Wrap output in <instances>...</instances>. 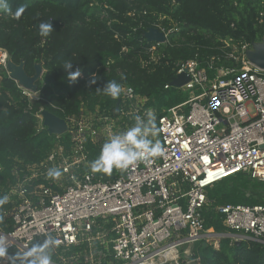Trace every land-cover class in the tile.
Segmentation results:
<instances>
[{
  "label": "built area",
  "instance_id": "obj_1",
  "mask_svg": "<svg viewBox=\"0 0 264 264\" xmlns=\"http://www.w3.org/2000/svg\"><path fill=\"white\" fill-rule=\"evenodd\" d=\"M248 50L243 46L229 54L238 67L209 64L206 70L195 60L179 63L175 77L185 74L188 82L178 89L189 97L158 119L129 87L121 88L116 118L59 117L70 149L56 140L44 160L24 165L7 185L8 201L16 200L0 229L9 256L22 255L49 236L60 241L50 251L52 264H190L196 262L190 259L192 246L199 242L223 238L264 246V205L217 208L224 233L206 231L201 214L206 189L227 177L242 173L264 183V70L247 60ZM8 61L0 48V71L9 78ZM13 82L29 101L38 99ZM149 112L163 156L114 169L113 179L90 172L85 143L102 146L129 128L126 121L135 123L137 115L147 119ZM36 119L37 131L45 129L41 114ZM50 169L58 170L59 178L49 177ZM0 264L11 261L0 258Z\"/></svg>",
  "mask_w": 264,
  "mask_h": 264
},
{
  "label": "trees",
  "instance_id": "obj_2",
  "mask_svg": "<svg viewBox=\"0 0 264 264\" xmlns=\"http://www.w3.org/2000/svg\"><path fill=\"white\" fill-rule=\"evenodd\" d=\"M14 13L26 6L17 19L0 11V48L9 61L24 63L31 76L39 64L38 99L29 101L15 83L0 71V197L9 183L21 175L24 165L44 160L57 140L71 147L68 133L58 137L45 129L37 131L36 115L43 111L64 117L102 114L116 118L113 99L97 92L115 80L146 99L143 109L158 119L168 109L187 101L188 93L170 85L177 65L195 60L200 68L239 66L228 56L234 48H248L264 38V0H8ZM41 22L51 23L48 37L39 35ZM149 28L163 29L165 43L146 42ZM228 45V46H227ZM66 60L72 71L82 67L76 82L63 69ZM213 71H208L212 77ZM95 78L96 83L91 80ZM169 85L168 88H164ZM129 127L132 121L125 122ZM125 128V125H124ZM154 141L156 136L152 137ZM101 144L85 143L88 169ZM86 169V168H85ZM87 170V169H86ZM91 172V170H90ZM106 179H113L114 170ZM201 210L206 231L224 233L217 208L224 205H264V183L237 173L205 191ZM11 201H16L11 198ZM0 207V229L8 219L4 213L15 203ZM197 264H264L263 246L252 241L239 245L220 239L218 248L204 242L191 249Z\"/></svg>",
  "mask_w": 264,
  "mask_h": 264
},
{
  "label": "clouds",
  "instance_id": "obj_3",
  "mask_svg": "<svg viewBox=\"0 0 264 264\" xmlns=\"http://www.w3.org/2000/svg\"><path fill=\"white\" fill-rule=\"evenodd\" d=\"M25 8L26 6L19 7L13 13L8 0H0V11L14 15L17 19L24 13ZM52 32L51 23H40L41 37H48ZM63 69L67 72L68 80L73 83L81 76L79 69L72 71L73 63L70 60L64 62ZM96 80L93 78L91 83L95 84ZM96 91L115 99L121 94V85L113 80ZM157 131L155 116L151 112L148 113L147 119L137 115L133 126L122 133L110 136L102 145L99 156L90 164L91 172L110 175L114 169L123 171L138 163L151 164L154 158L164 154L160 142L152 139L157 135ZM47 175L51 178H59L61 173L56 169H50ZM8 199L7 196L0 197V207H3ZM59 243V240L49 236L42 243H33L22 255L17 253L9 256L5 242L0 240V258H7L11 264H17V262L19 264H52L50 251Z\"/></svg>",
  "mask_w": 264,
  "mask_h": 264
},
{
  "label": "water",
  "instance_id": "obj_4",
  "mask_svg": "<svg viewBox=\"0 0 264 264\" xmlns=\"http://www.w3.org/2000/svg\"><path fill=\"white\" fill-rule=\"evenodd\" d=\"M143 37L146 40V42L149 43H157V44L165 43V37L158 29L155 28L147 29L144 32ZM245 55L250 63L264 70V38L262 39L261 42L252 44L251 50H248ZM6 69L9 78L12 81H15L19 86H21L23 89L31 93H37L36 84L42 75V69L39 64L34 65V73L31 76H29L25 72L23 62L16 65L11 61H8ZM78 69L81 71L82 67H78ZM186 82H188V78L185 74H182L175 77V79L171 81L170 85L174 88H181ZM118 109H119V100L115 104L116 114H118ZM41 116L43 120L42 124L49 135L59 136L66 132L67 130L66 123L59 117L47 111H43L41 113ZM239 244L240 243H236V245ZM190 264H197V262H191Z\"/></svg>",
  "mask_w": 264,
  "mask_h": 264
},
{
  "label": "rangeland",
  "instance_id": "obj_5",
  "mask_svg": "<svg viewBox=\"0 0 264 264\" xmlns=\"http://www.w3.org/2000/svg\"><path fill=\"white\" fill-rule=\"evenodd\" d=\"M236 50H237V49L235 48V51H236ZM177 89H178V88H177ZM188 97H189V95H188ZM221 239H223V238H221ZM219 240H220V239H216L215 242H209L208 244H209V245H212L214 248L217 249V248H218V244H219Z\"/></svg>",
  "mask_w": 264,
  "mask_h": 264
}]
</instances>
